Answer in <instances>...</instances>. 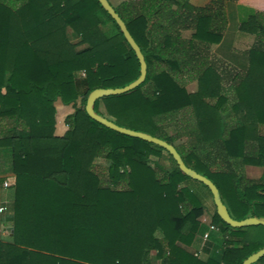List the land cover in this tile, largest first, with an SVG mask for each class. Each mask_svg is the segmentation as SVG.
Listing matches in <instances>:
<instances>
[{"label":"trees","instance_id":"trees-1","mask_svg":"<svg viewBox=\"0 0 264 264\" xmlns=\"http://www.w3.org/2000/svg\"><path fill=\"white\" fill-rule=\"evenodd\" d=\"M228 2L255 9L240 27L256 35L246 72L212 51L228 27ZM110 3L147 76L132 91L97 100L96 113L173 144L214 182L234 219L264 217V0ZM139 75L134 50L98 0H0V153L16 175L13 235L0 242V264H242L264 248L247 236L264 226L232 228L216 209L219 231L203 244L210 228L200 220L207 207L196 180L166 149L88 115L93 90L125 87ZM97 159L109 165L99 170ZM247 166L263 168L262 176L249 178Z\"/></svg>","mask_w":264,"mask_h":264},{"label":"water","instance_id":"water-1","mask_svg":"<svg viewBox=\"0 0 264 264\" xmlns=\"http://www.w3.org/2000/svg\"><path fill=\"white\" fill-rule=\"evenodd\" d=\"M104 10L108 12V14L115 20L117 25L119 26L121 32L123 33L125 39L131 46V48L134 50L139 63H140V75L139 77L130 83L129 85L121 88H97L93 90L88 98H87V103H86V112L88 115L96 120L97 122L101 123L102 125L106 126L107 128H110L114 131H117L121 134L128 135L131 137L135 138H140L143 139L147 142L159 145L160 147L166 149L169 154L173 157V159L176 161L179 169L189 176L191 179L199 181L203 183L205 186H207L213 196V201L216 207V212L218 216L222 219L223 222L231 226L232 228H245V227H252V226H264V217H257V216H252L245 218L243 220H236L234 219L231 215L230 212L225 205V203L222 200L220 191L218 187L214 184L212 180L207 178L206 176L198 173L196 170L188 167L184 160L182 159L181 155L177 151L176 147L173 144L168 143L167 141H164L160 138L154 137L148 133L145 132H140L136 130H132L126 127H121L118 126L116 123L113 121L109 120L108 118L96 113L95 111V103L97 100L106 97V96H111V95H120L127 93L129 91H132L139 87L146 79L147 76V64L145 61V57L130 34L125 22L122 20V18L119 16V14L115 11L114 7L111 5L109 0H98ZM262 257H264V248L260 249L259 251L253 253L250 255L247 259L243 261L242 264H254L258 260H260Z\"/></svg>","mask_w":264,"mask_h":264},{"label":"crops","instance_id":"crops-1","mask_svg":"<svg viewBox=\"0 0 264 264\" xmlns=\"http://www.w3.org/2000/svg\"><path fill=\"white\" fill-rule=\"evenodd\" d=\"M195 6H205L209 0H190ZM255 10L247 3L240 2H228L226 4V14L228 17V27L225 31L223 40L219 44L212 45V51L222 61L232 66L238 71L246 72L250 67L249 57L247 52L249 48L255 43L256 35L246 33L241 30V22L246 19L250 11ZM235 53L236 56L230 54ZM3 159L0 162V179H4L9 182L8 188L1 190V203L8 204V210L2 215L3 225L7 231L2 232V225L0 226V233L2 238L0 242H11V236L13 235L12 216L13 212L9 209V204L13 200L14 187L16 184V175L11 170L9 160L2 154ZM245 173L249 178L258 179L263 174V168L256 166H247ZM216 209V207H215ZM213 209L208 207V211L203 215L202 221L206 226L212 223ZM259 231L257 228H251L247 231L248 237H254L252 233ZM264 237V236H263ZM264 240V238H263Z\"/></svg>","mask_w":264,"mask_h":264},{"label":"rangeland","instance_id":"rangeland-1","mask_svg":"<svg viewBox=\"0 0 264 264\" xmlns=\"http://www.w3.org/2000/svg\"><path fill=\"white\" fill-rule=\"evenodd\" d=\"M114 5H118V3L121 1V0H110ZM69 35H70V38L71 40L76 43L79 41V38L73 33V31L71 29H69ZM84 46H80L79 48H82ZM214 53V52H213ZM215 54V53H214ZM230 54V53H229ZM230 55L232 56H236L237 54L235 53H231ZM216 56V54H215ZM217 57V56H216ZM218 58V57H217ZM219 59V58H218ZM225 64V63H224ZM227 64H225L224 66H226ZM228 66V65H227ZM230 66V65H229ZM187 89L190 91V92H195L197 91L198 89V84L196 81H193V82H189L187 83ZM231 97V94L229 95ZM102 111H104L103 107L101 108ZM71 111V108L70 107H67L65 108L62 113L65 114L66 112H69ZM169 132L171 134H174L175 133V129L174 128H170L169 129ZM182 141H185V138L182 139V140H179L176 142V144H180ZM6 157V156H5ZM3 159V156H2V153H0V162L1 160ZM162 164L165 168L169 169L172 165L171 163V160L169 158L168 155H164L163 158H162ZM95 164L97 165V168L99 170L107 167L109 165V160H106V159H97L95 161ZM194 188L196 189V193L197 195L201 198L202 202H204V205L207 207V211H208V207H211V209L215 210V204H214V201H213V196L209 190V188L207 186H205L203 183L199 182V181H196L195 185H194ZM203 219V216L200 218L201 222L204 223L202 221ZM254 237H260L262 238V241L263 240V236H264V232L263 230H259V231H255L254 233H252ZM262 236V237H261ZM251 237V236H250ZM156 264H160V262L156 263Z\"/></svg>","mask_w":264,"mask_h":264},{"label":"built area","instance_id":"built-area-1","mask_svg":"<svg viewBox=\"0 0 264 264\" xmlns=\"http://www.w3.org/2000/svg\"><path fill=\"white\" fill-rule=\"evenodd\" d=\"M9 187V182L5 181L4 182V188H8ZM8 210V204L7 203H3L0 204V226L2 225V232L7 231L6 227L3 225L2 222V215ZM208 227L210 228L209 230H207L204 234H203V244L208 240L210 232L211 231H219L218 227L213 226L212 224H208ZM2 238V234L0 233V240ZM201 251H197L195 254L196 255H200Z\"/></svg>","mask_w":264,"mask_h":264}]
</instances>
